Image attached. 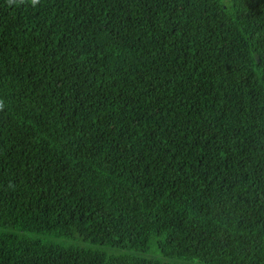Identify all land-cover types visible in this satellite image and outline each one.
I'll return each instance as SVG.
<instances>
[{
    "label": "trees",
    "instance_id": "16d2710c",
    "mask_svg": "<svg viewBox=\"0 0 264 264\" xmlns=\"http://www.w3.org/2000/svg\"><path fill=\"white\" fill-rule=\"evenodd\" d=\"M0 264H264V0H0Z\"/></svg>",
    "mask_w": 264,
    "mask_h": 264
}]
</instances>
